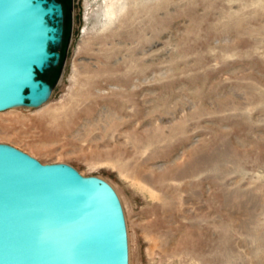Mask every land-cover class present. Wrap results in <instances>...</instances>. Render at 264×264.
Wrapping results in <instances>:
<instances>
[{"label": "rangeland", "instance_id": "rangeland-1", "mask_svg": "<svg viewBox=\"0 0 264 264\" xmlns=\"http://www.w3.org/2000/svg\"><path fill=\"white\" fill-rule=\"evenodd\" d=\"M105 1L67 0L53 94L0 144L111 184L129 264H264V0H128L108 31Z\"/></svg>", "mask_w": 264, "mask_h": 264}, {"label": "water", "instance_id": "water-1", "mask_svg": "<svg viewBox=\"0 0 264 264\" xmlns=\"http://www.w3.org/2000/svg\"><path fill=\"white\" fill-rule=\"evenodd\" d=\"M65 20L57 0H0V113L50 100L39 74L61 65ZM0 264H129L117 192L0 144Z\"/></svg>", "mask_w": 264, "mask_h": 264}, {"label": "bare ground", "instance_id": "bare-ground-1", "mask_svg": "<svg viewBox=\"0 0 264 264\" xmlns=\"http://www.w3.org/2000/svg\"><path fill=\"white\" fill-rule=\"evenodd\" d=\"M145 1V0H144ZM150 3V2H149ZM128 7V0H106L105 1V5L103 7L102 13L103 16L105 18V21L103 23V21L101 22L103 26V29L110 28L111 26H113V24L119 20L122 15L126 12ZM149 7V6H148ZM154 9V8H153ZM101 13V14H102ZM125 18V17H124ZM123 18H121L120 20H122ZM124 20V19H123ZM127 20V19H126ZM125 20V21H126ZM99 21H100V17H99ZM98 24V23H97ZM124 24V23H123ZM100 25V24H99ZM119 25V24H118ZM108 31V30H107ZM105 33V32H104ZM112 33V32H111ZM114 33V32H113ZM106 34V33H105ZM116 34V33H114ZM123 34V33H122ZM118 35V33H117ZM116 35V36H117ZM109 36V35H108ZM120 36V34H119ZM126 36V35H125ZM109 38V37H108ZM122 38V37H121ZM116 39V38H115ZM105 40V39H104ZM108 40V39H107ZM106 41V40H105ZM65 123V122H64Z\"/></svg>", "mask_w": 264, "mask_h": 264}, {"label": "trees", "instance_id": "trees-1", "mask_svg": "<svg viewBox=\"0 0 264 264\" xmlns=\"http://www.w3.org/2000/svg\"><path fill=\"white\" fill-rule=\"evenodd\" d=\"M65 15H66V9H65ZM61 55H62V58H63V53H62V52H61ZM56 70H57V68H52V69H50L49 71H46L44 74H39V78H40V79H43L44 81H47L48 83H50V84L53 85V83H54V81H55L54 78H56V77L54 76V78L51 79V80H49V79L46 78V77H47V75H49L51 72L56 71Z\"/></svg>", "mask_w": 264, "mask_h": 264}, {"label": "flooded vegetation", "instance_id": "flooded-vegetation-1", "mask_svg": "<svg viewBox=\"0 0 264 264\" xmlns=\"http://www.w3.org/2000/svg\"><path fill=\"white\" fill-rule=\"evenodd\" d=\"M58 2H60L63 7H64V12H65V9H66V4H67V0H57Z\"/></svg>", "mask_w": 264, "mask_h": 264}]
</instances>
